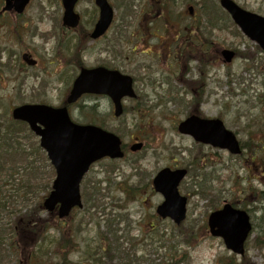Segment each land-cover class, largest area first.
Returning <instances> with one entry per match:
<instances>
[{"label": "rangeland", "instance_id": "obj_1", "mask_svg": "<svg viewBox=\"0 0 264 264\" xmlns=\"http://www.w3.org/2000/svg\"><path fill=\"white\" fill-rule=\"evenodd\" d=\"M234 1L247 11L264 16V0ZM109 2L115 9V36L122 26L128 24L133 26L132 31L141 33L143 29L140 22L142 16L153 14L158 8L159 13L165 15H184L188 14L187 8L192 6L194 14L201 15L199 5L194 4L197 3V0H176L168 7H164L161 0H109ZM211 2L215 6L219 4V0H211ZM29 8L24 21L19 22L22 26L26 25V30L22 28L12 30L10 26L0 30L2 61L7 60L10 66V68L0 66V99L3 103H0L1 115L8 113L10 116L11 109L19 104L43 102L53 106L61 105L79 71L77 66L80 62L75 65L71 55L77 41L76 34L75 32L66 34L62 30L60 0H32ZM78 11L84 15V28H88L94 19V1L80 0ZM125 15H132V18L124 22ZM217 16L220 19L219 14ZM222 18L224 21L221 25L226 26L227 29L215 32L213 38L215 46L211 52L212 60L206 70L202 68L203 72L197 70L199 65L190 63V72L187 73L186 65H184L182 73H177L175 76L179 79L163 80L169 75H171L170 77L174 76L171 74L174 69L170 67V63H166L165 59L158 64H151L157 70L149 69L148 73L145 70L140 71L142 77L139 78L138 88H143L142 84L145 85L146 81L151 80L157 81L160 88L145 85L144 90L149 98L139 100L138 103L127 102L126 113L119 120L114 118L112 105L106 99L84 100L83 108L73 107L72 114L77 119L84 117L82 115L85 114L87 121L95 120L104 123L107 128L121 135L125 143H130L135 136H141L145 143V148L140 153H128L125 160L112 164L114 166L111 169L112 177L115 182L111 178L107 179V182L112 184L109 192L111 198L108 197L109 193L105 182L108 175L106 169L109 165L108 162L96 165L86 177L82 192L87 194L88 199L91 200L92 183L96 182L97 186L105 190L103 199L99 201L103 207L101 210L103 213L92 211V217L91 215L84 216L85 211H83L75 215L81 228V241L79 250L68 257L73 264H106V257L110 258L103 256L102 252H97L98 236L106 232V226L101 221L114 218L118 212L114 210L113 206L124 208V204L128 203L130 204L129 208L126 207V210L122 212L125 222L120 223V228L126 230L122 236L113 234V253L111 252V255L132 259L141 257L144 260L141 264H176V262L178 264H218L219 257L227 259L231 253L221 240L207 237L205 232L207 217L212 211L220 208L224 202L235 201L254 211L252 219L256 224V231L247 245L249 262L264 264V214L261 212L264 202L259 201L257 204L254 199L256 196H250L252 193L248 192L251 187L254 190L264 191V177L256 175V180L251 181L257 173L252 171L253 168L246 169L244 161H248L249 165L251 161L246 154L242 159L232 157L228 153H221L217 157L213 156V153L207 155L206 165L199 172L205 180L199 179L197 186L192 188L199 192L205 189L206 197L194 195L191 198L189 214L180 226H175L170 220L157 221L156 230L151 231L150 223L155 210L149 211L148 208L153 206L155 209L161 202V197L146 192L139 196L142 205L139 201L131 204L128 201L123 202L122 194L117 192L119 188L117 184L124 178L130 180L128 185L139 189L141 184L137 180L152 179L159 170L171 167L176 163L183 166L189 164L192 153L190 151L192 150L191 143L185 137H180L175 123L182 121L194 111L192 109H194L195 103H192L193 98L191 94H188L187 88L188 85L196 83L195 81L200 79L204 91V100L201 105L202 114L206 117L223 120L229 130L238 133L239 139L245 142L247 147L257 146V144L254 146L255 132L256 130L259 131V134L264 132V53L257 51L256 44L242 34L234 35L233 32H236V28L233 27V23L224 15ZM182 19L188 21L189 17ZM142 23L146 24V22ZM167 24L175 23L167 22ZM167 29L171 30L169 27ZM124 31L128 33V30L124 29ZM52 36L56 38L54 39ZM61 39H63V46L60 48L57 43L60 44ZM221 46L232 50L236 49L249 59L245 61L243 57H240L231 65H222L219 60L215 59L216 49ZM93 48L92 43L89 42L85 46V50L90 53L84 52L81 58L83 65L89 68L96 64ZM114 49L116 69L125 74L137 72L135 63L130 64L125 60V52L128 48L118 40L115 42ZM24 53L31 54L40 62V66L35 69H22L17 60L20 61L21 55ZM136 60L141 64H148L151 61L143 55H138ZM18 66L21 69L15 70ZM145 73L146 75H144ZM229 75L234 76L231 85L228 84ZM70 81L72 82L69 86ZM181 83L183 84L181 85ZM173 95L183 98L185 104L180 106L176 101L170 102L169 99ZM92 107L96 110L94 115L87 111ZM135 108L137 111H141L136 112ZM252 133L253 135H251ZM134 162L137 164L133 168ZM108 169L110 168L108 167ZM135 169L137 170L135 171ZM215 175L218 177L215 178ZM48 176V172L45 170L44 177L48 178ZM190 190V181L186 179L182 193L190 196ZM117 199L122 203L116 204ZM105 209L108 210L105 211ZM144 214L145 217L142 218ZM43 216L47 217V214L45 213ZM72 221L73 219L70 223ZM145 221H147L146 224ZM50 223L57 225L54 220L53 222L51 220ZM59 226L57 225V227ZM137 226H141L146 233V238L155 239L157 237L159 245L155 240L153 242L146 240L135 246L133 239L140 236V229ZM163 234H166L167 237L162 238ZM59 235L58 229L53 228L50 231V237L43 246V253L56 247L60 239ZM54 260L55 264L60 263V259L55 258ZM117 260L121 262L120 258Z\"/></svg>", "mask_w": 264, "mask_h": 264}, {"label": "water", "instance_id": "obj_2", "mask_svg": "<svg viewBox=\"0 0 264 264\" xmlns=\"http://www.w3.org/2000/svg\"><path fill=\"white\" fill-rule=\"evenodd\" d=\"M15 8L23 12L30 0H14ZM65 9L63 23L69 28H77L79 16L75 12L78 0H62ZM101 16L91 35L98 39L110 27L114 11L107 0H96ZM221 5L232 16L234 22L252 41L264 50V17L241 9L232 0H221ZM192 8L190 12L192 13ZM235 53L223 51L226 63H231ZM23 59L31 66L36 61L27 55ZM132 79L118 71L106 68L83 69L73 84L67 99L68 104L77 102L84 94H106L113 98L116 117L123 113L121 100L124 96L135 97ZM15 120L29 124L32 131L41 138V146L56 169L53 191L44 202V207L53 212L58 205L59 217H67L75 207H82L80 184L90 166L105 157L123 158L122 142L115 134L95 126H79L71 122L67 108H53L47 105H23L13 110ZM182 134L193 136L198 142L227 149L233 155L241 154L236 136L227 130L220 120H203L190 117L179 126ZM142 145H135L132 151H138ZM186 171L162 170L156 177V190L161 192L166 202L159 209V214L171 217L180 224L186 215V199L178 192V186ZM210 228L214 236H221L228 249L237 254H244V244L252 227L246 212L233 209L230 205L210 217Z\"/></svg>", "mask_w": 264, "mask_h": 264}, {"label": "trees", "instance_id": "obj_3", "mask_svg": "<svg viewBox=\"0 0 264 264\" xmlns=\"http://www.w3.org/2000/svg\"><path fill=\"white\" fill-rule=\"evenodd\" d=\"M173 1L162 0V4L168 7ZM198 5L201 14L209 15L212 28L222 23L218 24L217 18L222 11L211 0H198ZM255 134L264 138L258 130ZM247 151L259 162V168H264V145L247 147ZM45 170L48 178L44 177ZM52 178L47 157L27 125L14 122L8 113L0 114V264H55V257L60 259L58 264H73L68 257L77 250L72 237L80 235L79 223L62 230L50 223L51 216L43 217L42 201ZM52 228L59 229L61 237L56 247L43 253ZM101 249L98 247L97 252Z\"/></svg>", "mask_w": 264, "mask_h": 264}, {"label": "flooded vegetation", "instance_id": "obj_4", "mask_svg": "<svg viewBox=\"0 0 264 264\" xmlns=\"http://www.w3.org/2000/svg\"><path fill=\"white\" fill-rule=\"evenodd\" d=\"M7 1L8 0H0V30H3L5 28H8V26L11 27L12 30L14 29H20L22 28L23 30H26V25H20L19 22L22 21L26 16H27V11H28V7L26 8L25 12L23 14H18L17 10H15V8L6 11L5 8L7 6ZM13 5V3H12ZM62 8V5H61ZM77 13L79 14L80 18H81V28L80 30L78 29V31H71L68 30L66 28H63L62 30L64 31V33H73L75 32V37L78 40L79 39V45L77 50L74 53V58L77 62H81V58H82V54L84 52H88L89 51L85 50V46L86 44H88V40L86 38L90 37L92 31L94 30L95 24L97 23V21L99 20V15H100V11L99 9L94 5V19L91 21V23L89 24L88 28H84V15L82 14L81 11H77ZM182 17H185V15H181ZM126 17V19L132 18V16L130 15L128 16H124ZM171 17H173L172 15H165V14H147V15H143L142 18L143 20L141 21V26L142 27H146L147 24H143L142 22H145L146 20H149L151 22V24L153 23L155 18L158 19H170ZM192 18L191 21L183 23V24H175L174 25V31H173V37L170 36H165V29L167 28L168 25H163V24H158L157 27L159 29H154V27L156 25L151 26L152 29L154 30H149V35L146 34V32L143 33H135V31H131L130 32V36L128 37V39L125 41L124 46L127 49V51L125 52V60L129 61L130 64L135 63L136 68L135 70L137 72L135 73H131V74H127L130 75L133 80H134V89L137 95L136 98V103H138V101H142L143 99H148V95L145 93L144 87L146 86H150V87H159L160 85H158V82L156 81H146L145 85L142 84L143 88H138V83H139V78L142 77V74H140V71L145 70V72L148 73L149 69H155L157 70V68L151 64H158L159 62L165 60L166 63H170V67H172L174 69L173 72H171L172 75H174L173 77H170L171 75L167 76L166 79L164 78L163 80H169V78H175V76H177V73H182V70L185 68L184 65H186L189 60L191 58H193L194 53L196 50H198L199 52H201V54H203V59H204V63L208 64L209 63V59H210V53H211V49H212V42L210 39V35L207 32L205 35V39H201L200 35L198 36L199 32L196 31L197 28L201 27L202 23L200 20H197L198 18H200L199 15L194 14L193 16H190ZM62 18H63V8H62V17H61V25L63 27L62 24ZM24 21V20H23ZM130 25V24H129ZM115 26L116 24L113 23L112 26L110 27V29L107 31V33L99 38L96 41L92 42L93 45V53L95 55L96 58V64L94 65L93 68H97V67H106L108 69H113V70H117L115 67V62H116V55H115V42H116V36H115ZM83 27V28H82ZM130 27V26H128ZM198 32V33H197ZM52 38H56L55 36H52ZM59 45V47L61 48L63 46V39H61L60 44L57 43ZM66 48V46H65ZM72 55V53H71ZM144 56L147 59H150V63L148 64H141L138 63L139 61H137V56ZM174 63V64H173ZM81 67V66H80ZM139 72V74H138ZM146 75V73L144 74ZM179 79L178 77L175 78ZM169 83V82H168ZM182 85V84H181ZM188 94L193 95V92L189 91V89H187ZM203 89H202V85L199 87L198 90V96L200 97H204L203 96ZM106 99L109 101V103H111V100L105 96H98V95H87L84 97L83 101L86 99ZM124 102H134V100H130L128 98L124 99ZM201 105L202 103H200V109L199 111H197V116H200L202 118H208L211 119L210 117H206L205 115L202 114L201 111ZM82 107V103L79 104L77 106ZM83 110V109H81ZM136 112H140L141 110H138L135 108ZM84 113H86L85 110H83ZM88 111V110H87ZM72 110L70 109V115L71 118L73 119V121L77 122V123H86V119L85 117L82 118H76L73 114H72ZM98 113V112H97ZM196 115V114H193ZM82 116H85V114H83ZM97 123H99L98 121H96ZM101 124V123H100ZM103 125L105 126V124L103 123ZM177 126V123L175 125V128ZM183 135H180V137ZM186 139H188L191 143V148L192 153L190 154V162L188 165L183 166L180 165L178 163H176L175 165H172L171 169L175 170V169H186L189 176L188 179L190 181V186L191 189L193 187L197 186V182L199 179L201 180H205L204 178L201 177V174L199 173L201 171V168L204 169L205 167V161L207 160V155L213 153V156H220L221 153H225L224 151H221L217 148H213L210 145H205V144H201V143H197L192 137L190 136H183ZM135 139L137 141H135ZM135 143H143L145 146V143L142 139L141 136H135L132 139V142L125 145V149L128 148L130 149L131 146ZM196 150V151H195ZM201 152H203V155H201ZM177 161V160H175ZM216 176V175H215ZM217 178V176H216ZM153 180L154 177L152 179H147L146 181L144 180H137L140 184H141V188L139 189H135V187L133 185H128L130 180H127L126 178H124L123 180L119 181L117 186L121 187V189H118L117 192L122 194L127 200L128 202L132 203H136L137 201H139V203L142 205V200H140L139 196H141L142 194H152L154 193L156 194L155 190H154V185H153ZM184 182L181 183L180 185V190L182 191ZM192 192H190V197L189 199L194 197V194L191 195ZM162 202V199H161ZM161 202H159L157 204V206L154 207L149 206L148 210L151 211L152 210H157V208L159 207V205L161 204ZM129 204V203H128ZM130 205V204H129ZM148 205V204H147ZM145 217V214L142 216V218ZM155 220V221H154ZM148 221V220H147ZM147 221H145V224L147 223ZM157 221H161L160 218L157 217V214H153L152 215V224L150 223V228L151 231L156 230L157 226H158V222ZM150 222V221H148ZM137 228L140 229V238L142 240L139 239V241L141 242V244L143 243V241L149 240L151 242H153L154 240L158 242L159 240L157 239V237L154 238H146V233L143 231V229L141 228V226H137ZM209 229L208 227L205 229L206 233L208 232ZM115 261H118L115 259ZM138 260H134L133 264H138L137 263ZM143 260H140V262H142ZM218 264H220V262L218 261Z\"/></svg>", "mask_w": 264, "mask_h": 264}]
</instances>
